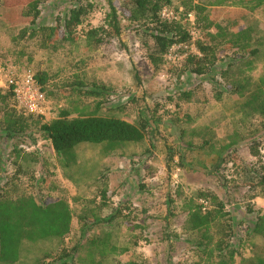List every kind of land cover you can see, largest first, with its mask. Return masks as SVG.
<instances>
[{"label":"rangeland","instance_id":"obj_1","mask_svg":"<svg viewBox=\"0 0 264 264\" xmlns=\"http://www.w3.org/2000/svg\"><path fill=\"white\" fill-rule=\"evenodd\" d=\"M79 2L90 7L76 32L77 39L62 42L56 49L45 47L40 29L55 25ZM193 2L202 8L203 16L218 23H224L223 15L228 10L243 11L241 5L245 3ZM177 6L174 0L162 9L161 15L177 16ZM107 10V0H44L39 18L31 26L24 17L23 6L8 8L0 0V57L18 68L29 67L35 74L45 75L43 91L50 101V112L44 122L55 118L60 109L87 105L92 110L96 102L103 101L99 115L129 122L145 118L150 124L142 142L107 155L101 145L79 144L75 148L76 162L67 167L40 130L12 140L0 132V189L16 173L9 157L13 147L34 151L39 155L38 161L22 163L23 172L7 183L10 194H33L41 203L64 199L72 213L70 232L64 239L25 242L16 262L0 264H59L63 250L85 244L78 220L82 215L89 222H96L90 233L111 232L112 241L119 248H129L123 253L96 257L98 264H206L193 245L191 234L182 229L185 197L208 189L220 198L232 213L233 246L249 232L255 217L264 212V117L246 116L238 106V96L222 87L226 81L220 77V70L232 59L224 54L210 74H190L183 69V62L185 54L194 52L192 39L172 46L155 69L147 59L145 44L125 20L119 38L90 49L81 33L88 25L101 24ZM240 18L238 28H251L255 37L264 38V3ZM192 20L194 17L189 15L187 27L190 33L195 32L192 38H196L197 28ZM249 74L254 79L264 77V42ZM76 78L90 85H105L109 92L97 99L77 98L70 94L68 86ZM182 91L191 92L188 100L177 99ZM1 106L0 102V120L4 116ZM181 128L186 130L185 140L191 139L195 145L207 132L215 149L185 150L179 138ZM233 138L237 145L221 152V146ZM252 147H256L258 155H252ZM179 152H184L181 167ZM171 154L175 155L173 161H169ZM103 182L108 186L104 206L99 197ZM125 206L134 209L129 221L117 216L112 224L103 222L117 210L127 214ZM247 206L252 207L253 213L245 212ZM133 236L139 237L136 245ZM251 243L263 247L262 237L253 235L244 243V256L252 254ZM77 255L73 254L66 263L76 264Z\"/></svg>","mask_w":264,"mask_h":264},{"label":"trees","instance_id":"obj_2","mask_svg":"<svg viewBox=\"0 0 264 264\" xmlns=\"http://www.w3.org/2000/svg\"><path fill=\"white\" fill-rule=\"evenodd\" d=\"M44 0H1L8 8L23 6L24 17L28 25L33 26L40 16V5ZM174 0H107L108 10L104 20L99 25H88L82 31L86 47L100 48L120 37L122 21L125 20L130 29L140 37L146 46V55L152 66L157 69L163 62L164 56L174 45H183L192 40L187 27L188 16L192 14L193 23L197 28V36L193 40L195 52L185 54L183 69L194 75H208L225 55L232 59L225 69L220 70V77L226 81L222 87L238 96V106L246 116L259 115L264 117V77L254 79L249 72L254 69L256 56L259 54L264 42L263 37H255L251 28L239 26L240 17L247 11L261 6L264 0H254L253 4L244 0L241 9L228 10L224 15V23L208 20L202 14V8L194 4L193 0H176L178 6L175 18H164L161 11L170 6ZM90 4L77 3L65 15L57 19L55 25L40 29L42 42L45 47L56 49L62 42H73L77 39L76 32L83 24ZM181 9V10H180ZM58 36V38H54ZM234 74L231 75V73ZM36 80L42 90L46 82L45 75L35 74ZM221 84V83H220ZM225 85V86H224ZM70 94L80 97H93L97 99L107 95L109 88L105 85L93 83L92 85L78 78L69 83ZM219 97L221 94H218ZM190 91H182L177 99L188 100ZM0 102L3 117L0 120V132L8 139L31 135L40 130L47 138L54 150L56 157L65 167L76 162L75 148L79 144L101 145L104 155L123 149L127 145L142 142L149 129V120L142 118L135 122L114 116L98 114L103 101L96 102L95 107L89 110L87 105L73 109H60L58 115L50 121H43L40 116L26 114L19 108L9 90L0 89ZM185 128H181L179 138L185 150L200 148L209 151L215 149V143L207 137V132L202 133L201 142L197 145L190 139L185 140ZM237 145V139L228 140L221 146L224 151ZM252 155H258L256 147H252ZM173 154L169 161H173ZM9 157L16 167L15 176L6 180L0 189V262L14 263L19 258L22 245L25 242L64 239L70 232L72 213L69 204L64 199L41 203L33 194L21 193L11 195L8 190V181L16 178V174L23 172L22 163L37 162V152H28L21 147H13ZM184 163V152H179L178 165ZM264 180V176H261ZM108 193L107 182L100 187L99 197L103 206L106 204ZM199 199H206L209 208L205 211ZM127 214L122 211L115 212L103 222L111 223L117 216L126 217L129 221L134 209L125 206ZM186 219L182 225L184 232L192 236V243L198 249L199 256L206 264H264L262 255L264 248V212L255 217L249 232L242 235L236 246L232 241L235 237L233 231V217L230 210L211 190H197L192 196L184 198ZM248 214L253 213L252 207L247 206ZM81 234L85 244L75 245L71 250L59 255V264H67L66 260L77 253L76 264H98L96 257H105L126 252L129 248H119L112 241V233L103 235L92 234L90 229L96 225L95 221L89 222L86 215L78 218ZM253 235L262 237L263 247L253 244L252 254L243 255L244 243ZM175 236L177 234L175 233ZM178 237V236H177ZM139 241L138 236H133V245ZM81 253V254H80ZM238 258V260H237ZM45 263V262H44ZM117 264H142L128 262Z\"/></svg>","mask_w":264,"mask_h":264},{"label":"built area","instance_id":"obj_3","mask_svg":"<svg viewBox=\"0 0 264 264\" xmlns=\"http://www.w3.org/2000/svg\"><path fill=\"white\" fill-rule=\"evenodd\" d=\"M167 18L171 19L175 16ZM193 34L194 31L191 32V36ZM192 39L194 40L195 37ZM0 89L11 91L17 106L26 114L46 118L50 112V101L37 83L35 73L29 67L18 68L0 57ZM199 203L203 211L209 208L208 200L199 199Z\"/></svg>","mask_w":264,"mask_h":264}]
</instances>
